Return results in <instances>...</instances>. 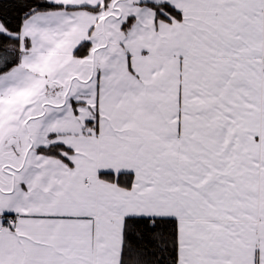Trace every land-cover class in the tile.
Returning a JSON list of instances; mask_svg holds the SVG:
<instances>
[{"label":"snow or ice","instance_id":"1","mask_svg":"<svg viewBox=\"0 0 264 264\" xmlns=\"http://www.w3.org/2000/svg\"><path fill=\"white\" fill-rule=\"evenodd\" d=\"M0 264H264V0H0Z\"/></svg>","mask_w":264,"mask_h":264}]
</instances>
